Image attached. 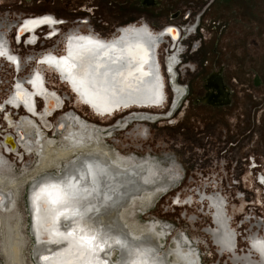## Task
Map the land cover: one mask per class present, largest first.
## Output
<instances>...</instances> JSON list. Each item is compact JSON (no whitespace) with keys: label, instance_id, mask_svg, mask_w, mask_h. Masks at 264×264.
Listing matches in <instances>:
<instances>
[{"label":"rangeland","instance_id":"obj_1","mask_svg":"<svg viewBox=\"0 0 264 264\" xmlns=\"http://www.w3.org/2000/svg\"><path fill=\"white\" fill-rule=\"evenodd\" d=\"M202 11L203 14L200 17L196 33L181 41V44L186 45L188 49L183 51V55L180 56L181 62L176 67V79L179 84H187L188 94L183 99L184 101H181L180 106L177 107V109L179 107L180 109L172 118L174 122L168 119L150 125L145 123L148 129L147 135L144 137H136L135 124L131 126L130 123L128 130L125 126L124 130L117 131L118 133L113 132L105 136L104 140L124 155L134 154L139 157L150 155L158 160L166 159L165 164L174 162L177 172L180 174L179 178L177 176V182L175 181V186L172 187L168 195L157 196L154 204L149 203L148 196L143 194V198L134 199L133 205L122 211L121 219L127 227L129 226L128 228L132 233L137 234L138 227L147 229L145 225L154 220H158L164 225H167V223L173 224V229L178 234L179 231H186L190 237L197 239L201 264H230L227 256H217L215 248L212 247L208 236L203 232V228L211 224L208 216L198 213L199 210L196 209L195 205L192 207H173L171 198L173 195L182 197L185 194L196 197L199 189H205L207 193L211 191L221 192L220 188L223 186L227 189V193L223 191L222 194L230 203L229 205L237 204V206H240V203L233 201L238 197L232 193V191L236 192V188L228 190L233 187L230 176H227L224 183L219 181L215 183L211 180L205 181L197 176L188 181L189 176H194L188 171L189 166L187 164L191 160V155H188V153H191L194 143L199 145L204 143L205 138L202 139L204 136L199 133L205 131V135L208 133L214 134L215 117L218 113L224 112H218L210 106L201 104L204 102L200 101L201 103H198L195 101L200 99L203 94V80L217 70L219 61H224L228 65V70L232 69L234 65H239L238 71L240 73L247 69L263 73L264 0H213V2L211 0H152L151 2L147 0H0V22H4L6 28L10 26L5 35L10 44L9 48L13 54L19 57L21 62L25 63V67L16 74L13 66L10 67L8 63H3L4 59L0 60V102L7 97L15 78H25L30 74L31 69L36 66L33 61H28L30 56L49 48L59 49L61 46L60 41L57 39H43L46 36L45 29L39 31L40 40L33 47H26L23 44L16 45L13 42L12 28L20 17L51 13L57 15V18L63 17L69 20V23L62 26L61 34L77 28L82 31H89V25H93L96 33L100 32V36L108 37L120 26L142 21H145L155 31L167 25H188ZM83 18H89V23H75V19ZM166 48L164 46L158 51L160 65H163V60L167 57ZM45 75L49 89L54 90L60 96L65 94L70 98H67L63 108L50 118L52 122H56L61 115L74 111L82 120L101 129L100 125L116 127L117 122H123L135 111L139 113L148 110L131 109L124 112V114H117L111 119H107L108 116L94 113L87 105L76 107L68 87L59 83L50 73L45 72ZM166 94L171 95L169 89H166ZM37 106L38 109H41V102H37ZM16 112L13 113V116L18 120L24 111L20 109ZM41 129L45 130L44 128ZM45 133L46 135H54L53 131H46ZM60 143H63V140L54 142V145L57 146ZM109 153L116 157L112 151L109 150ZM26 156L21 160L18 159L16 154L6 156L8 157L9 167L11 166L13 172L17 175L15 177L17 182L21 183H17L16 188L10 190L14 198L11 211L8 213L1 212V215L3 219L8 220V224L15 225L17 223L19 227L18 232L22 248L21 263L23 261L22 264H33L31 251L34 240L30 235L26 196L28 188L37 177H30L26 179L27 181H24L23 175L25 172L23 168L25 166L29 167V170L33 172L37 163H35L33 153L31 157H28L27 154ZM190 166L193 168L192 172H195L194 163ZM54 171L56 172V170L49 172L54 174ZM184 171L187 180L183 178ZM226 183H228V186ZM244 186L248 187L247 182ZM255 198L262 199L261 196ZM246 200L249 201L247 197ZM247 209L244 202L241 212L234 215V227L239 226L241 218L244 217L242 213L246 212ZM194 215H197L199 219L197 221L193 220L191 223L190 217H194ZM0 224H2L1 219ZM249 226L248 223L244 224L238 229V232L242 231L245 237L244 230L248 231ZM252 226L255 230L254 226L256 225ZM2 231L0 229V264H6V259L2 258L1 255V243L4 244V234L6 233ZM255 231L259 232L258 229ZM172 238L173 236L168 235L167 241H163L167 249L172 244ZM240 242L239 251H242L243 248L245 250V243Z\"/></svg>","mask_w":264,"mask_h":264},{"label":"flooded vegetation","instance_id":"obj_2","mask_svg":"<svg viewBox=\"0 0 264 264\" xmlns=\"http://www.w3.org/2000/svg\"><path fill=\"white\" fill-rule=\"evenodd\" d=\"M147 1L151 2L152 0ZM211 2H213V0H211ZM202 14L203 11L200 13V17ZM44 19H48L52 22L43 23ZM26 23L28 25V30L24 31L23 26ZM193 23L194 20L193 22H189L188 25H167L158 31L150 28L145 21L139 23H129L117 28L111 36L102 37L93 31H82L79 28L71 29L69 32L61 34L58 27V18L51 13L20 17L19 21L15 22L13 28L11 27L13 30L12 36L14 37L13 42L16 45L23 44L26 47H33L36 41L40 39L38 36L39 31L45 29V34H47L46 38L50 39V37L53 36L50 40H59L61 46L59 49L49 48L37 53L36 55L30 56L28 61H33L36 66L31 69L28 76L18 80L23 81L25 79V81H27L32 87H37L38 85L43 84L46 88H48L45 72L50 73L59 81V83L65 84L68 87L70 95L73 97L72 99L74 100V104L76 107H79L84 105L79 93L77 92V94H75V89L72 88V85L69 86L64 81L63 75H59L53 68L47 66V64H59L61 66L63 65L61 64V60L66 55L69 60L73 59L75 56L77 58V56L82 55L83 57L85 56L84 63H90V54L85 53L86 49H90V38L110 40L119 35L121 30H125L128 27H144L154 34L170 29L178 30L179 38L177 41L180 42L182 36L186 35L187 32H191L189 35L190 37L193 35ZM8 27L10 29V26H7L6 28L4 22H0V31L2 32L3 30L4 32L0 33V51L5 53L2 57H4L7 61H9V56L14 58L11 50L7 48L5 43V35L7 34ZM180 27H184L185 30L182 31ZM167 39L171 40L168 35L163 36L162 41L159 44V50L162 47L167 46L165 45ZM184 39L185 38L182 40ZM177 51L178 54L175 53L171 57L164 59L163 65H160L159 63L163 83L166 88L169 89L171 94L170 96L166 94V102L164 107L161 109H148L144 112L140 111L139 113L135 111L134 114L126 118L123 122H117L116 127L100 125L101 129H98L95 125L82 120L77 113L72 111L61 115L56 122L49 120L52 125L51 131L54 132V135L51 136L46 135L45 132L47 130L41 129L42 127L33 114L26 112L22 108L12 109L11 107H7L4 111L0 112V136L5 133L13 134L18 153L22 154L23 159L27 157L26 154L28 157H31L33 153L35 156V163H37L36 168L39 166L43 152L48 145L54 148H61L67 144L66 147H68L69 138L81 135L84 136V140H86L89 138L87 136H90V145L103 151V153L97 151L94 152L106 157L104 152H108L107 154L112 156L109 153L110 150L116 156L114 159L121 162H128V166L120 165L119 163H115L116 161L112 160L110 157L109 160L113 165L116 164L115 166L120 169H128L135 166H137V168H143L142 182L144 184V192H141L138 196L130 198V200L124 204L125 207L121 210L123 211L124 209L132 206L133 200L143 198L142 195L145 193L151 195L149 203L152 202L154 204L157 196L164 194L168 195L172 187L175 186L177 176L178 178L180 177V174L177 172L176 164L174 162L165 164L164 162H167L166 159L158 160L150 155H147L146 157H139L134 154H121L114 146H110L107 142H105L104 138L113 132L118 133L117 131L122 129L124 130L125 126H127L128 130L130 123L131 126L135 124V136L144 137L147 135L148 129L146 124L150 125L158 121L168 119L172 120V118L175 117V114L180 109V107L178 109L177 107L180 105L182 95L184 93L182 85L175 81L177 74L175 66L180 57L179 55L181 49L178 48ZM63 60L67 61L66 59ZM2 62L8 63L5 60ZM8 64L10 67L13 65L11 62ZM238 66L234 65L232 66V69L230 68L228 70V65L224 61L220 60L217 70L213 72L217 75L215 81H207L212 73L208 75L203 80V94L200 99L195 101L201 103L200 100L206 98L205 101H212L216 104L214 106L207 102L201 104L210 106L218 112L224 111L223 113H218L215 117L214 142L221 147V151L225 152V156L231 154V156L235 155L240 158L241 163L238 164L235 173L237 172L238 177L243 175V178L250 181L248 183V187L241 186L236 188L235 191L247 196V198L251 200L252 205L258 206L259 204H257L256 201L258 199L255 197L261 196L264 198V176H262V174L264 175V64L263 73L260 71H252L250 69L244 70L240 73L238 71ZM20 67L24 68L25 63L20 61ZM88 67L90 68V65ZM69 77L76 81V84L80 81L75 74ZM220 94H226V98L221 99ZM60 97L66 99L69 98V96L65 94ZM35 107L36 111H41L38 109L37 101H35ZM20 109L24 111L23 115L16 120L13 113L16 111L18 112ZM176 109L177 111L171 115ZM122 113V111L119 112V115ZM114 116L115 115L107 117V119H111ZM171 122L174 121L172 120ZM199 134H201V136H205V131ZM58 140H63V143H60L57 146L54 145V142H57ZM96 141H98V143ZM1 146L0 141V152L3 149ZM249 156H253L254 159L257 160V165L254 166L255 169L250 171V173H247L243 170V168L248 169L249 164L247 161ZM7 158L8 157H6L2 151V153H0V177L4 179L10 178L12 180H16L17 178L15 177L17 175L13 172L11 166L9 167V161ZM23 170L25 172L23 177L32 173L31 170H29V167L25 166ZM36 176L37 174H35V177ZM178 180L180 181V179ZM0 190L4 192L9 191L2 187H0ZM232 193L235 192L232 191ZM233 201L240 203V206H237V204L229 205L230 203L222 193L212 191L207 193L205 189H199L196 197L185 194L182 197L180 195H173L171 198L173 207H192L195 205L196 209L199 210L198 213L208 216L209 220H211V224L203 228V232L208 236L209 241L212 243V247L215 248L218 257L227 256L230 264H264V256L261 255V250L264 249V237L261 236L262 231H260H264V224L255 220L259 232L253 230L252 226V229H250L249 232H246L247 234H245V237L242 234V231L239 234L238 229L242 226H238L237 228L234 227L233 225L235 222H233V220L234 215L239 214V212L243 209L244 202L240 197L235 198ZM258 202L260 201L258 200ZM262 203L264 204V202ZM5 204L6 197L4 196V193L0 191V205L3 207ZM145 206L147 207V205ZM194 217H190L191 223L193 220L197 221L199 219L197 215H194ZM247 218L248 216L244 218L245 221ZM145 226L147 229L141 228L146 230L147 233H153L157 237L160 246L167 252L171 263L173 262V264H175V255L180 253V255H183V258H179L182 260V264H200L201 257L198 252L199 246L197 239L192 238L181 231H179L178 234V232L171 226H167L166 224L164 225L158 220L148 222ZM142 235L143 234H141V236ZM168 235L173 236V238L171 239L172 244L167 249L164 242L167 241ZM139 236L140 235L135 237V239L141 238ZM239 236L241 238V242L245 243V250L243 248L242 252L239 251ZM132 237L134 238V236Z\"/></svg>","mask_w":264,"mask_h":264},{"label":"bare ground","instance_id":"obj_3","mask_svg":"<svg viewBox=\"0 0 264 264\" xmlns=\"http://www.w3.org/2000/svg\"><path fill=\"white\" fill-rule=\"evenodd\" d=\"M0 33L2 32L0 31ZM165 35H168L173 43L179 38L178 30L170 29L154 34L144 27H128L110 40L90 38V49L85 51L90 54V63L85 62V64V56L82 55L77 58L75 56L70 60L67 55L62 58L67 60L68 65L73 66L71 73L64 65L47 64V66L53 68L59 75H63L64 81L75 89L74 93H79L82 103L90 107L96 114L110 117L121 111L124 114L131 109H161L166 102L167 88L163 83L159 68L158 48ZM5 43L10 50L7 39ZM138 48H142L144 52H136L135 50ZM178 48L180 46L176 47V49ZM127 50H133L134 55L129 57ZM172 55L167 53L165 59ZM13 56L17 63H12V66L18 74L22 69L20 59L16 54ZM118 57L120 59H117ZM0 58L10 63L2 56ZM179 60L180 57L178 62ZM89 65V71L95 65H102L99 71L107 72V76L97 78L103 81L102 85L93 86V77L77 75L78 68ZM138 69H142L144 74L142 75ZM117 70L123 72V77L114 75ZM129 72L132 74L129 75ZM74 74L80 80L77 84L69 77ZM17 84L20 85L19 88L16 87ZM17 92L21 94L20 99L16 98ZM35 101L41 102V111H36ZM65 101L66 98L60 97L43 84L32 87L25 79L19 81L18 78H15L7 97L0 102V112L7 107L22 108L33 114L42 128L49 132L52 129L50 118L63 108ZM87 137L89 138L86 140L81 135L69 138L68 147H66L67 144L61 148L48 145L43 152L39 166L30 175L23 178L25 181L37 174V178L33 180L26 196L30 235L34 240L31 251L33 264H62L63 260L67 258L75 260L71 252L65 251L61 255L62 250L67 249L68 241H63L60 244L44 243L43 241L45 239L57 240L59 237L55 235L56 232L66 233L78 226L84 227L86 231L90 230L89 234L92 232L101 236H104L105 233L108 234L105 238L110 237L109 243L113 245L112 248L105 246V252H99L97 249L99 259L106 261L107 264H132L134 261L138 264H145V262L146 264H173L153 233H147L146 230L138 227V229L136 228L137 234H134L121 219V209L125 207L124 204L145 190L142 182L143 168L135 166L120 169L115 166L116 164L111 163L110 157L120 165L128 166V162L114 159L107 154L108 152H104L106 157L94 152L103 153L102 150L91 146L90 136ZM0 141L2 146L7 147L4 150H10L13 155L18 156L19 160L23 158L22 154L18 153L13 134L1 135ZM96 142L98 143V141ZM53 170H57V172L54 171V174L49 172ZM17 183L21 182L0 177V187L9 190L7 192L0 190L6 197V204L3 207L0 205V212L11 211L14 198L10 190L16 188ZM37 194L41 196L49 209L54 207L51 203L54 199L66 201L63 205L55 206L57 212L51 214L52 227L47 230L41 227L43 219L38 211ZM145 195L149 200L151 195L148 193ZM65 208L69 210L67 215L72 216L73 212L77 214L72 216L71 220L54 218L58 212L64 211ZM0 219L2 223L0 229L4 233L6 232L4 234L5 242L1 243L2 258L6 259V264H22L19 227L17 223L15 225L8 224V220L3 219L1 213ZM141 234L143 235L141 236ZM138 235L141 238L135 239ZM125 237L132 247L125 245L122 248L115 243L119 239L121 244H124ZM44 255L51 259L49 261L41 260V256ZM179 258H183V255L177 253L175 264H182V260ZM75 264H84V262L75 260ZM96 264H99V260Z\"/></svg>","mask_w":264,"mask_h":264},{"label":"built area","instance_id":"obj_4","mask_svg":"<svg viewBox=\"0 0 264 264\" xmlns=\"http://www.w3.org/2000/svg\"><path fill=\"white\" fill-rule=\"evenodd\" d=\"M193 19H194V23L192 25V27H193L192 34H194L196 32V30L199 26L200 14H197V16ZM89 21H90L89 18H87V19H84V18L83 19H75L76 24L77 23L88 24ZM58 23H59L58 24L59 30L61 31L62 26L69 23V20L67 18L65 19L63 17H59ZM90 29H91V31L95 32L93 25H89V31H90ZM180 29H182V31L185 30L184 27H180ZM187 33L184 36L185 39L187 37H189V35L191 34V32H187ZM96 34L99 35L101 33L97 32ZM45 40H50V39L45 38ZM180 49L182 51H186L188 49V47L182 43V44H180ZM176 66H177V64H176ZM175 81L177 82V79H175ZM183 88H184V93L182 95V100L185 99L187 97V94H188L187 84H183ZM172 101H173V99H172ZM176 111H177V109L171 115H173ZM202 139L205 140V141H203L204 143L202 145L194 143L192 145L191 153H188V155L189 154L191 155V160L187 164L189 166L188 171L194 175V176L191 175V177L189 176L188 181L190 179L191 180L194 179V177L197 176V177L203 178V180H205V181L211 180L215 183L216 182L218 183V181L220 183H224L227 180V176H230L231 184L233 187H231V189L229 188L228 189L229 191L232 190L233 188H238V187L244 186V184L246 182L248 184V181H249L248 179L243 178V175H241V177H238L237 172L235 173V171L238 167V164L241 163L239 157H236L235 155L231 156V154H228V156H225V152L221 151V147L214 142V134L213 135L207 134ZM1 147L3 148L2 151H3L5 156L11 155L9 153L10 150H8V151L4 150V149H7V147L6 148L4 146H1ZM187 160H189V159L187 158ZM256 161L257 160L254 159L253 156H249L248 161H247V163L249 164L248 169L243 168V170H245L247 173H250V171L255 169L254 166L257 165ZM192 163H194V165H195V167H194L195 172H192L193 168H192V166H190V165H192ZM262 176H264V175L262 174ZM186 177H187L186 172L184 171L183 178L187 180ZM226 184L228 186V183H226ZM223 188H224L223 186L220 188L221 192H219V193H223V191L225 193H227V189L226 188L223 189ZM234 194L237 195L238 197H240L243 200V202L246 203V206L248 208L246 212L242 213L244 215V217L241 218V221H240L241 224L239 223V227L248 223L250 225L249 226V230H250V229H252L251 225H256L255 220H258V221H260L261 224H264V204L262 203V202H264V198L262 197L261 200L258 199L260 202H258V200H256L257 204H259V205L254 206V205H252V202L250 199H249V201L246 200L247 196L243 195L240 192H235ZM238 197H236V198H238ZM247 216H248V218L245 221L244 218ZM168 225L171 226L172 228H174L173 224L167 223V226ZM254 227L257 229V226H254ZM165 228H167V227H165ZM249 230L248 231L244 230V233L246 234V232H249ZM260 231H262L261 236L264 237V231L263 230H260ZM183 233L188 235V233L186 231H184ZM198 252L200 253V250H198ZM240 252H242V251H240Z\"/></svg>","mask_w":264,"mask_h":264},{"label":"snow or ice","instance_id":"obj_5","mask_svg":"<svg viewBox=\"0 0 264 264\" xmlns=\"http://www.w3.org/2000/svg\"><path fill=\"white\" fill-rule=\"evenodd\" d=\"M52 21L48 19H44L43 23H51ZM23 30L27 31L28 30V25L27 23L23 26ZM129 57H132L134 55L133 50H127ZM136 52L143 53L144 50L142 48H138L135 50ZM5 53L3 51H0V56H4ZM9 61L13 64H16L17 61L15 58L9 56L8 57ZM117 59H120L119 57ZM115 63V61H114ZM61 64H63L65 67L68 68V71L71 73L73 71V66H70L67 64V61L61 60ZM102 67V65H95L92 67V70L89 71V67L87 66H81L76 70V73L80 77H87L91 76L93 77V86H96L97 84L102 85L103 81L99 80L97 78L99 77H105L107 76V72H100L99 69ZM138 71H141V74L143 75L144 73L142 72V69H138ZM132 73L129 72V75ZM114 75H119L123 77V72H120L117 70V72ZM17 88L20 87L19 84L16 85ZM16 98L20 99L21 94L17 92ZM67 195V193H65ZM36 201L38 203V211L41 213L42 219H43V224L41 227L45 230L50 229L52 227L51 219L50 216L52 213H56V205H63L66 203L65 200L63 199H54L51 201V203L54 205L52 209H49L45 203L43 202L41 196L37 194L36 196ZM69 210L65 208L64 211L58 212V215L54 218L59 219L63 218L64 220H71L72 216H75L77 213L73 212L72 216L67 215V212ZM83 216V214H81ZM90 231V230H89ZM89 231H86L84 227H77L76 229H73L68 232H56L55 235L59 237L57 240H51V239H45L43 242L44 243H54V244H60L63 241H68V246L67 249L62 250L61 255L65 251L71 252L72 256L75 257V260L83 261L84 264H96L97 260H99V264H107L106 261L99 259V253L97 252V249L99 252H105L106 247L107 248H112V244L109 243V238H105L108 236L107 233L104 234V236H101L95 232H92V234H89ZM71 237V239H69ZM125 243L121 244V240L117 239L116 244L120 245L122 248L127 245L128 247H132V245L127 241L126 237L124 238ZM106 246V247H105ZM261 255L264 256V249L261 250ZM51 257L44 255L41 256V260L43 261H49ZM75 260L72 258H67L64 259L62 264H75ZM132 264H138V262H132ZM146 264V262H145Z\"/></svg>","mask_w":264,"mask_h":264},{"label":"water","instance_id":"obj_6","mask_svg":"<svg viewBox=\"0 0 264 264\" xmlns=\"http://www.w3.org/2000/svg\"><path fill=\"white\" fill-rule=\"evenodd\" d=\"M216 76H217L216 73H212V74L209 76V78L207 79V81H212V82L215 81ZM220 97H221V99H225V98H226V94H220ZM205 99H206V98H203V99H201L200 101H201V102H204V103L207 102V103H209V104H211V105H213V106L216 104V103H214V102H212V101H211V102H209V101H205Z\"/></svg>","mask_w":264,"mask_h":264},{"label":"crops","instance_id":"obj_7","mask_svg":"<svg viewBox=\"0 0 264 264\" xmlns=\"http://www.w3.org/2000/svg\"><path fill=\"white\" fill-rule=\"evenodd\" d=\"M59 16V15H58ZM55 17H57V15H55Z\"/></svg>","mask_w":264,"mask_h":264},{"label":"clouds","instance_id":"obj_8","mask_svg":"<svg viewBox=\"0 0 264 264\" xmlns=\"http://www.w3.org/2000/svg\"><path fill=\"white\" fill-rule=\"evenodd\" d=\"M201 264V263H200Z\"/></svg>","mask_w":264,"mask_h":264}]
</instances>
